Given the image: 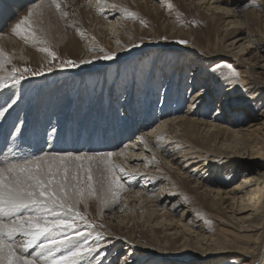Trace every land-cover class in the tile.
Wrapping results in <instances>:
<instances>
[{
	"label": "rangeland",
	"instance_id": "1",
	"mask_svg": "<svg viewBox=\"0 0 264 264\" xmlns=\"http://www.w3.org/2000/svg\"><path fill=\"white\" fill-rule=\"evenodd\" d=\"M115 2L119 4L120 10L127 9L136 15L128 16L124 11H121L120 15L114 14L112 7ZM228 6L237 16H230L224 12L212 13L194 0H98L86 18L80 14L78 7L74 12L65 10L67 16L50 14L41 22L48 31L46 35L44 33L42 35L48 41L47 46L57 53V58L52 60L48 53L39 50L45 45L25 40L11 32V36L17 39L27 59L15 57L13 61L8 62L7 67L11 69L15 67L19 71H23L24 68L43 71V75L25 74L26 79L16 88L13 89L9 82L10 88H4L6 90L3 89L2 92L0 90V96L7 99L5 107L12 104L13 100L18 101L12 104L9 111L19 113L24 109L27 112L32 106L35 108L42 91L49 92L51 96L54 94L58 96L61 93L63 100L68 99V102L59 98L58 100L64 102V106L71 112L61 119L63 121L60 120V125L63 126L66 124L68 126V118L73 112H79L77 121L67 127V132L62 130L56 135L55 141H49L48 147L51 145L49 148L46 144L48 139L43 134L44 140L38 147L41 145L47 148H43L44 151L72 152L73 137L75 142L76 139L81 140L83 131H87V136L82 140L89 143L98 135L102 140L114 135L115 141L118 140L116 135H121L119 144L111 148L114 151L129 141H137V136L144 128L156 126V123L168 117L180 118L187 115L194 92L203 89L205 78H213L215 82L213 85L221 86L224 77L231 79L234 77L232 72L235 70L239 77L232 80L236 83L234 86L238 92H231L233 95L227 94L229 86L226 82L217 100L213 101L210 107L207 108L210 102L204 100L199 106V114H188L192 118L196 116L195 118L199 120H210L226 95L246 93L248 96L241 83L243 70L248 77L250 74V80L255 79L254 82L258 85L255 84L260 86V95L264 96L262 91L264 52L257 51L262 46L261 41H264V0H238L237 4ZM27 8L24 6L21 12L26 13ZM80 8H84V4ZM17 14L8 20L7 28H10V24L20 16ZM234 19L238 20V26L228 29L227 23ZM60 37H68L69 41L66 39L64 45L56 46L53 42ZM242 37L252 38L250 42L254 48L248 50V54L235 49L234 42ZM181 40L188 43L181 44ZM105 51L115 52L117 54L115 59H93L102 57ZM207 57H211V60ZM243 58L247 61L243 62ZM66 60L76 61L78 67L58 66ZM81 60H89L91 63L80 64ZM209 60L206 66L205 63ZM49 61L53 68L51 72L47 71ZM197 64L206 66V72L199 77L196 86L193 85L191 75ZM6 95L12 96L13 99L9 100ZM66 103H72L74 106L70 107ZM244 105L226 108L227 127L221 132H207L204 125L198 123L191 125L183 119L175 122L170 127L176 131L172 133L171 138L176 141L174 143H177L179 148L174 149V145L170 143V150L164 146L155 149L150 164L142 161L134 164L133 168L136 167L134 171L141 173H147L150 169L154 171L152 174L138 176L136 184L133 180L136 177L117 172L127 190L121 193L119 203H114L113 209L107 210L102 203L104 196H101L99 191L102 186L101 173L97 166H94L91 182L97 190L95 189L92 198L88 200L81 198L77 209L97 231L106 234L101 241L102 252L97 260H102L103 264H118V260L122 264L125 258L128 264H241L244 257L239 250L237 251L239 246L249 251V255H253L252 248L256 242L253 232L248 231L242 233V236H235L232 241L230 240L231 244L228 246L230 248L224 252L219 250L222 247L219 248L216 244L218 240L234 236L236 228H239L227 204L231 195L229 189L239 184L245 176L244 171L238 170V167L248 168L252 175L264 173V107H261L260 100H257L249 105L252 113L247 114L244 109L242 110ZM14 106L17 110L20 109L17 111ZM3 109L0 105V110ZM150 112L154 114L153 119L151 116L148 117ZM55 113L58 115V112ZM112 118L113 127L110 125ZM16 123L13 120L10 127ZM143 123L147 126L144 127ZM8 125L1 130L6 131ZM53 125L55 123L51 120L45 126L46 130L39 128L41 132L46 133ZM130 125L134 126V129L130 128ZM125 126L129 129L126 130ZM244 126L249 129L234 131ZM23 137L19 136V133L7 137L9 141L13 139L14 157L21 156L19 139ZM83 142L75 143L77 151L73 153L109 152L104 148V151L100 149L93 151L94 146L92 148L91 145L94 142L85 149ZM59 143L61 145L65 143L64 146H60L61 150L56 149V144ZM97 144L99 143H95ZM176 150L188 152L187 156L181 155L184 161L182 158L179 162L172 160L174 156L171 151H174V154ZM24 154L29 153L22 155ZM202 162L205 163L204 166L201 165ZM84 163L87 164V161ZM239 163L242 166L235 167ZM152 164L155 167H152ZM102 167L100 165L99 169ZM78 179L82 185L88 183L82 170ZM218 190L221 191L219 194ZM129 192L142 193L141 197L145 199L134 198L133 206L132 203H128ZM121 206L126 209L122 211L123 213L118 212ZM118 213H121L119 218ZM81 231L91 229L81 228ZM92 239L89 238V244L92 243ZM127 242H135V246L126 245ZM64 251L61 249L57 255L63 254ZM93 264L97 262L94 261Z\"/></svg>",
	"mask_w": 264,
	"mask_h": 264
},
{
	"label": "snow or ice",
	"instance_id": "2",
	"mask_svg": "<svg viewBox=\"0 0 264 264\" xmlns=\"http://www.w3.org/2000/svg\"><path fill=\"white\" fill-rule=\"evenodd\" d=\"M49 6H55L62 16L68 15L62 10L60 0H50ZM40 8V4L29 8L27 15L14 24L11 31L25 40L45 45L39 50L48 53L51 59L55 60L57 53L47 46L48 41L42 35L44 29L40 28L41 34H38L33 27L34 22L39 27ZM121 11L126 12L128 16L136 15L127 9L122 8ZM180 43L188 42L181 40ZM116 55L115 52L105 51L102 57L93 59L114 60ZM10 59L3 48H0V73L4 70L5 62H10ZM79 63L87 64L91 61L81 60ZM49 65L47 71L51 72V61ZM58 66L78 67V64L76 61L66 60ZM228 67L231 68V65ZM25 74L39 76L43 75V71H33L29 68L19 71L14 67L10 73L0 74V89L9 87V82L12 88H16L26 79ZM232 76L239 77V73L233 70ZM225 79L227 85L233 84L230 77ZM257 100H260L261 107H264V96L248 97L245 93V103L251 105ZM15 102L13 100L12 104ZM12 104L4 108L0 115L6 113ZM22 124L23 121L15 124V131L11 135H22ZM56 131L55 126H50L46 135L54 136ZM159 139L158 137L157 140ZM114 155L112 152L89 155L71 151L41 150L40 154L6 158L0 162V264H93L94 261L103 264V261L97 258L101 255V241L106 234L97 231L77 209L85 190L81 187L78 176L82 170L87 182L93 181V168L97 166L107 197L102 203H119L121 193L127 189L117 172L129 176L134 174L125 173L123 167L113 163ZM85 161L88 163L85 164ZM100 165L103 166L102 169H99ZM87 187L92 190L90 194L95 193L91 183H87ZM81 228L91 231H81ZM90 237L93 238L91 244ZM61 249L65 250L64 253L57 255ZM118 264H121L119 260ZM123 264H128L126 258Z\"/></svg>",
	"mask_w": 264,
	"mask_h": 264
},
{
	"label": "bare ground",
	"instance_id": "3",
	"mask_svg": "<svg viewBox=\"0 0 264 264\" xmlns=\"http://www.w3.org/2000/svg\"><path fill=\"white\" fill-rule=\"evenodd\" d=\"M97 1L98 0H60V3H61V8H62V10L64 12H65V10H70L71 12L77 11L76 8L78 7V10L81 11L80 14L84 18H86V17L89 16L91 10L94 8V6H95V4H96ZM194 1L197 4H199V6H202L204 8H207V10L212 11V13L224 12V13L229 14L230 16H234V17L237 16L236 14H233L232 13V10H231V8H229L228 5L237 4V1L238 0H194ZM215 2H219L220 4L219 5L218 4H215ZM116 3L117 2L114 3L116 7H112V11L114 12V14L120 15L121 10H120V8L118 6L119 4L117 5ZM31 4H33V5H31ZM35 4H40L41 5V8L38 10V13L41 14V18H40V21H39V27H37L36 24H35V22H34V24H33L34 30H36L37 33L41 34L40 31H39V29L40 28H43L44 29V32L43 33L46 35L48 31L46 30L45 26L43 24H41V22L43 21V19L45 17H47L48 15H50V14L51 15H58V14L60 15L61 14L60 11H58L55 8V6H49L50 5V0H39L38 2H37V0H0V48H3L4 52H6L9 55V57L11 58L10 61H13L15 57L16 58H19V59H23V60L24 59H27V56L24 54V50L22 49L21 45L17 42V39H15L14 37L11 36V32H12L11 29H12V26L14 24H16L17 22H19V20H20L19 17L22 18L23 16L27 15L28 9L29 8H32ZM82 4H84V8H80ZM24 6H27L28 7L27 10H26V13L21 12V9ZM17 13L20 16L17 19H15L10 24V28L8 27L9 28L8 29L7 28V22H8V20H10V18H13ZM116 15H114V16H116ZM237 22H238V20H236V19H234L233 21L228 22L227 23L228 24L227 26H229L228 29L230 27L238 26L237 24H239V23H237ZM108 29H109V27L106 28V30H108ZM67 38L68 37H60L58 40L54 41L53 43L56 46H59V45L65 43V40ZM237 39L238 40L234 42L235 49H238V51L240 50L241 53L243 52L244 54L245 53L248 54V52H249L248 50H251L252 48H254L253 45L250 42V40L252 38L249 37V39H247V37H242L240 39L239 38H237ZM67 40L69 41V39H67ZM261 42H262V46H260V48L257 49V51L260 50V51L264 52V41H261ZM70 43H72V42L70 41ZM65 45H67V43ZM253 52L254 51H252V53ZM207 58L211 60V57H207ZM207 58H205V59H207ZM210 60L207 61L206 63L204 62L206 64V66L208 65V63L210 62ZM242 61L243 62H246L247 59L246 58H243ZM7 65H8V62H5L4 70L0 74L6 75V74H8V73H10L12 71V69L10 67H7ZM206 66H204V65L201 66L200 64H197L194 67V70H193L192 75H191L192 81L194 83V84L192 83L193 85H196L197 86V83H199V80H200L199 77L203 74V72H206L205 71ZM239 66L241 67V65H239ZM243 72L245 73V71L244 70L241 71V77H242L241 83H242V86H243L245 92H247L248 97H259V96H261L260 95L261 91L259 89L260 86L258 87L257 86L258 84L256 82H254L255 79L250 80V78H251L250 74H249V77H248L247 76V73H245L246 74V76H245V74ZM233 78H235V77H233ZM204 82H205V85H203V89L198 90L197 92H194V95L192 97V103H190L191 105L189 107V110H187L188 113L186 111L187 115H185L183 117L181 116L180 118H177L176 116H174V117H168V118H165L164 120H161L158 123H156V126H152L151 125L152 127L150 126V128H148V129L147 128H144L141 131L142 133L137 136V141H132V142L129 141L126 145H124L123 147H119L118 149H116L114 151L112 149L115 148L119 144V141H120L119 139H122L121 135L120 136H117L116 135V137L118 139L116 141L113 140L114 135L112 137H107L106 140L100 139L99 138V135H98L96 138H93L92 141L89 143V141H84L83 142L82 138L84 136H87V134H86L87 131H83L82 130L83 133L81 134V136H82L81 137V140H77L76 139V142H75L74 137L72 139L74 141L73 142L74 143V149H73V151H77V148L75 147V143H79L80 144V142L82 141L83 142L82 145L85 146V149H88V145L94 142L91 145L92 148L94 146V148H93L94 150L93 151H97L98 149L103 150V148H104V150H106V151L108 150L109 152L115 153V155L112 157L113 163L118 164L121 167H123L125 169V172H131V173H133L134 175H131V176L136 177V178L133 179L134 180V184L138 183L137 178L142 177L144 174H152V173H154V171L151 170L150 168H149L150 170L147 169V170H149V171H147V173L146 172L145 173H141L140 171H134V169L136 168V167L133 168V165L134 164H138L141 161L143 163L147 164V165L150 164L151 163V155H153V153L155 152V149L164 146L165 148H167L168 150H170L171 149V147L169 146L170 143L172 144V146L174 145V149L179 148V145L177 143H174L176 141L175 140H172V138H171L172 133H175L176 131H175V129H170V127H172L175 122L183 119V121L186 120V122H189L191 125H192V123H194V124H197L198 123V124L204 125L207 132H212V131H214V132H221L224 128L227 127V124H226L227 123V119H226V112L227 111H225L226 108H231L233 105H240V104L243 105V104H245L242 107V110L244 109L247 114L252 113V109L249 108V104H247V103L244 102L245 101V94L244 93H239L238 95L232 96L234 93L232 94L231 92H238V91H236V88L234 86V84H236V83H233L232 85H228L229 86V89L227 90V94H232V95L231 96H228V95L225 96L224 101L216 109V112L211 116V119L210 120H199V118H195L196 116L195 117L193 116L194 118H192V116H188L189 113L191 115L199 114V112H200L199 106H200L201 102L204 101V100L210 102L209 104H207L208 102L206 103L208 105L207 108L210 107V104L213 103V101L215 102V100H217V98H218V96H219V94L221 92V89L224 87V85H225V83L227 81H226V79L223 80L222 81L223 85L221 84V86H219V85H213L215 83L213 78H210V79H206L205 78ZM51 89H50V91H51ZM0 90L2 92L3 89H0ZM4 90H6V89H4ZM8 91H9V89H8ZM40 93H42V94H41V97L39 98V101H38V103H37V105H36L35 108H34V106L31 105L32 107H29L30 110H28L27 112H25V109H24V110H21L19 113L18 112H16V113L10 112L9 111L10 109H9L8 110L9 111L8 113H3L2 115H0V149L3 152V155L1 156V159H0L1 161L0 162H2L6 158L7 159H11V158L14 157L13 156L14 155V151H13V141H12L13 139L11 141H9L7 139V137L10 136L11 133H13L14 130H15L14 127H10L13 120L16 121L17 123L19 121H23V124H22V132H23V134L22 135L24 137L19 139V142H21L20 143V150H21V152L19 153L20 155H22L23 153H29V154L35 153V154H38L39 151L41 149L43 150L44 147L42 146V147H37V148L34 149V148H31V144H41L40 141L41 140H44V138H43V134H44L46 136V138L48 139V141H46V144H47V147H48L49 141L50 140L55 141L56 135L60 131H62V130H65L66 131L67 130V127L72 122L77 121L78 113L79 112L76 111L77 113L76 112H73L72 115L68 118L69 119V121L67 122L68 123V126H66L67 124L64 125V126H63V124L60 125V120L63 117H66V116L70 115V113H71L68 110V107L64 106V104H65L64 102H68V99H67V101L63 100L64 98H62V94L61 93H59L58 96L55 95V94L53 96H51L50 93L49 92H46V91H42ZM51 93H52V91H51ZM166 93H168V92H166ZM199 93H203V94H199ZM59 95L61 97H59ZM6 96L8 97L9 100L12 98V96L11 97H9V95H6ZM67 96H68V94H67ZM5 98L3 96H0V105H1V108L2 109L3 108H6L5 106L8 103V102H6L7 99H5ZM58 98L61 101H64V102H60L58 100ZM17 102H15V103H17ZM66 104L68 106H70V107L71 106L72 107L74 106V105H72V103H66ZM17 105H19V103ZM17 105H15V106H17ZM77 108L78 107H76V109ZM16 110H17V108H16ZM96 111H97V109H96ZM0 112H2V110H0ZM55 112H58V115H56L57 113H55ZM17 115L19 117H17ZM100 115H102V112H101ZM112 116H113V114H112ZM149 116H151V118L153 119V117H154L153 112L152 113L150 112V114L148 115V117ZM88 117L90 118V116H88ZM158 117H160V116H158ZM81 119L83 120V118H81ZM100 119H102V117H100ZM51 120H52V123H55V125H53V126H55V128L57 129V131H56V133H55L54 136H47L46 133L40 131V128L39 127L45 129V126H47L51 122ZM61 121H63V120H61ZM100 122H101V120H100ZM143 122H145V121H143ZM33 123H34V125H33ZM112 123H113V118L110 119V125L113 127V124ZM128 123H129V121H128ZM87 124H89V123H87ZM87 124H85V125H87ZM7 125L9 126V128L6 131H2L1 129L4 128ZM59 125H60V127H59ZM143 125H144V127L147 126L146 123H143ZM127 126H125V129L126 130L128 128ZM249 126H251V125H249ZM84 128L85 129H88V127H84ZM130 128L134 129V126H131L130 125ZM248 129H249V127L244 126V127H240V128L234 129V131H239L240 132L242 130H248ZM48 130L50 131V127L48 128ZM111 130H112V128H111ZM88 133H90V132H88ZM68 134H69V132H68ZM22 135L19 134V136H21V137H22ZM158 137L160 138L159 141L157 140ZM174 137H175V135H174ZM14 138H16V137H14ZM62 138H63V136H62ZM10 139H11V137H10ZM107 141H109V142H107ZM95 143H99V144L95 145ZM153 143H154V145H153ZM62 145H63V143H62ZM168 146H169V148H168ZM229 147H231V146H229ZM44 149H47V148H44ZM171 152H172V156H174V157H172V160L173 161H178V162L181 161V158H182L183 155L184 156H187V154H188L187 151L182 152V150H176V152L174 154H173L174 151H171ZM104 153H107V152H104ZM145 153H147L148 155L145 154ZM87 154L92 155L93 153L92 154L87 153ZM24 155H27V154H24ZM183 158H182V160H183ZM178 162H177V164H178ZM180 163H183V162H180ZM145 164H144V166H145ZM204 164L205 163L202 162L201 165L204 166ZM151 166L153 167L154 165L152 164ZM238 166H242V165L239 163L235 167H238ZM206 167H204V168H206ZM242 168L243 169H241V167H238V170L244 171V174H245L244 178L241 180V182H239V184L235 185L232 189H229V191H231L230 192L231 195H230V197L227 196L229 198L228 199L229 202L227 203L228 204V207H229V210H232L231 213H233L232 214L233 219H234L235 223H237V227H239V228H236V233H234V236L232 235L229 238L228 237H225L222 240H218L216 242V244H217V247H219V248L222 247L219 250H223V252H224L226 249H229L230 248L228 246L231 244L230 243L232 241L231 239H234L235 236H238V237L239 236H242L243 235L242 233L248 232V231L249 232H253L255 234V236H256L255 237V241L256 242H254V245H253V248H252L253 255H251V254L249 255V253H248L249 251L247 252L245 250V248L243 249L241 246L237 247V251L239 250V252H241L242 253V256L244 257L242 259V263L241 264H257L259 262L263 264L264 263V245L262 243H264V173H261V174H258V175H252L251 174V171L248 168H245L243 166H242ZM236 171H237V168H236ZM129 183H132V182H129ZM91 184L94 186V189H96L95 188L96 186L94 185V183L91 182ZM199 186H201V185H199ZM81 187H83L85 189L84 190L83 199H87L88 200V198H92V194H90L92 192V190L87 187V184L86 183L84 185L81 184ZM99 191L101 192L100 195L101 196H104V199H105L106 193L104 192V189H103L102 186L100 187V190ZM219 192H221V191L218 190L217 193L219 194ZM138 193L139 192H137V194L136 193L135 194H132V193L129 192L128 193V197H127V199L129 200L128 203H132L133 204L134 203V200H135L134 198H136V197H137V199H140L138 197H141L142 193H139V194ZM129 194H132V195H129ZM143 198L145 199V197H143ZM138 201H140V200H138ZM142 201H141V204H142ZM144 202H146V201H144ZM221 202H222V200H221ZM226 202L227 201H225V203ZM114 205H115L114 203L110 202L108 204H105L104 207H106L107 210H109V209H113L114 208L113 207ZM133 206H134V204H133ZM123 210L125 211L126 209H124V207L121 206V209L118 212L123 213L122 212ZM114 213H116V211ZM121 213H118L117 217ZM185 216H186V214H185ZM118 221H120V220H118ZM121 221H122V219H121ZM205 240H206V238H205ZM128 244L135 246V242L134 243L133 242H127L126 245H128ZM232 244H233V242H232ZM126 249H127V247H126ZM219 250H217V251L219 252ZM217 251H214V253L217 252Z\"/></svg>",
	"mask_w": 264,
	"mask_h": 264
}]
</instances>
